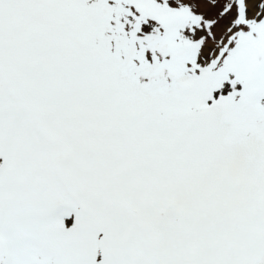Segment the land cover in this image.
<instances>
[{
    "label": "snow or ice",
    "instance_id": "snow-or-ice-1",
    "mask_svg": "<svg viewBox=\"0 0 264 264\" xmlns=\"http://www.w3.org/2000/svg\"><path fill=\"white\" fill-rule=\"evenodd\" d=\"M0 264H264V0H0Z\"/></svg>",
    "mask_w": 264,
    "mask_h": 264
}]
</instances>
